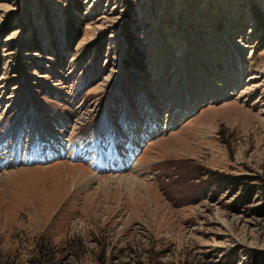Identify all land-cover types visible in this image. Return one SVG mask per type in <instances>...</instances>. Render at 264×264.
<instances>
[{"label": "rangeland", "instance_id": "rangeland-1", "mask_svg": "<svg viewBox=\"0 0 264 264\" xmlns=\"http://www.w3.org/2000/svg\"><path fill=\"white\" fill-rule=\"evenodd\" d=\"M0 264H264V0H0Z\"/></svg>", "mask_w": 264, "mask_h": 264}, {"label": "trees", "instance_id": "trees-1", "mask_svg": "<svg viewBox=\"0 0 264 264\" xmlns=\"http://www.w3.org/2000/svg\"><path fill=\"white\" fill-rule=\"evenodd\" d=\"M66 21H67V25H68V29H69V42L71 43L70 45L73 46L74 43L77 42V40L80 38V26L77 25V28L73 26V24L76 26L77 24V17L74 16L71 11H68L67 14H66ZM129 24V17L125 23V26L127 28ZM75 33V34H74Z\"/></svg>", "mask_w": 264, "mask_h": 264}, {"label": "bare ground", "instance_id": "bare-ground-1", "mask_svg": "<svg viewBox=\"0 0 264 264\" xmlns=\"http://www.w3.org/2000/svg\"><path fill=\"white\" fill-rule=\"evenodd\" d=\"M238 78L240 79V77H241V72L240 73H238ZM133 124V123H132ZM118 136V135H117ZM118 138V137H117ZM140 140V139H139ZM117 147H121L119 144L118 145H116L115 147H114V149H117L118 150V148ZM43 153V152H42ZM42 153H40V154H34V156H33V159H37V160H45V159H47V158H50L51 156H52V154H57V151H55V150H53L52 151V149L51 150H49L48 152H46V153H44V154H42ZM120 155H122V154H120ZM35 157V158H34ZM29 157L27 156V157H24L21 161H23V160H26V159H28ZM19 159H21L20 157H19ZM17 157H15V158H13L11 161L12 162H10L11 164H13V163H15L16 161H18L19 160ZM10 161V160H9ZM122 161V160H121ZM128 162V161H127ZM107 163H110V161H108ZM106 163V164H107ZM122 165H125L124 163L122 164ZM107 166V165H106ZM113 166H115V165H113Z\"/></svg>", "mask_w": 264, "mask_h": 264}]
</instances>
